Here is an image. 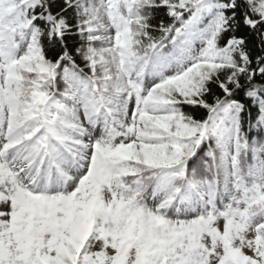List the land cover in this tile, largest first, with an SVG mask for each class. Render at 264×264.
<instances>
[{
	"label": "snow or ice",
	"instance_id": "1",
	"mask_svg": "<svg viewBox=\"0 0 264 264\" xmlns=\"http://www.w3.org/2000/svg\"><path fill=\"white\" fill-rule=\"evenodd\" d=\"M0 264H264V0H0Z\"/></svg>",
	"mask_w": 264,
	"mask_h": 264
}]
</instances>
